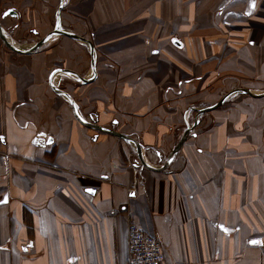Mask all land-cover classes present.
<instances>
[{"label":"crops","instance_id":"0c3cea01","mask_svg":"<svg viewBox=\"0 0 264 264\" xmlns=\"http://www.w3.org/2000/svg\"><path fill=\"white\" fill-rule=\"evenodd\" d=\"M74 2L110 45L107 67L92 44L94 77L89 50L19 54L0 38V264H127L130 222L161 241L162 264H264V0ZM13 3L27 22L40 7ZM55 70L88 81L51 79L149 168L77 120ZM239 89L255 96L197 117Z\"/></svg>","mask_w":264,"mask_h":264},{"label":"rangeland","instance_id":"374dc122","mask_svg":"<svg viewBox=\"0 0 264 264\" xmlns=\"http://www.w3.org/2000/svg\"><path fill=\"white\" fill-rule=\"evenodd\" d=\"M13 1L15 0H10L8 4L0 6V25L10 44L15 45V46L18 45L17 47H19V45H26V48H29L32 45L36 44L38 41H40L42 38H44L47 34L52 32L53 30L62 29V30L68 31L78 36L87 35L88 38L85 37V39L91 42V44L93 45L97 41H99L102 44V46L105 45L106 47L100 46L101 51L104 52V55H102V57L104 59V62H107L108 65L105 63L107 67L112 66L110 45L108 44L106 45L105 41L103 43L102 39L96 40L95 28L92 26V23L88 20V18L82 16L83 14H85L84 8L78 9L76 7L75 2L73 5L70 6L69 4L70 0H39L40 2L39 10L35 9L36 13L34 14L33 20L30 19V21L27 22L28 17H26L23 14V9H21V7L19 8L14 7ZM189 1L191 0H186V2H189ZM108 4L110 6L113 3L111 1V3H108ZM9 9L18 11L17 14L19 17L12 18L10 16H7V17L3 16V13ZM203 10L207 11V7L203 8ZM109 11L110 9L108 10V12ZM37 14L39 16H37ZM204 24L206 25L207 23H204ZM186 26H188V24L185 23L184 27ZM175 40L177 39H172L170 41H167L168 45L171 47H174L173 41ZM162 46H163V43H162ZM70 47L75 50L74 53L78 54V57H79L78 52L80 50L84 51L85 53L88 52L89 50L88 45L80 43V42L78 43L75 41H71L59 35L52 37L43 47H41V49L45 50V49L56 48V49H59V51L61 49L59 53H63L64 49H69ZM158 51L159 50L157 49H153L151 50V54H154ZM89 68L90 67L88 66L87 69ZM89 73H92V71L89 70ZM141 76H142V73L141 75L140 73L139 75L137 73V75H135L136 80H139ZM61 78H63V81L61 82V86L57 87L58 89H61L63 86H65L66 81L64 80H70L68 77H61ZM102 78H106V76ZM108 89H111V88L107 87L105 84L104 92L110 96L111 90H108ZM88 107H90V105ZM193 107H196V106H193ZM89 112H90V108H88L87 114H89ZM94 112H95L94 108L91 109L90 113L92 114ZM194 118H195V112L192 110V112L190 111L189 115L186 118L187 120L186 125L191 126L194 121ZM211 120L212 122H214L213 119ZM135 159L138 162L137 157H135Z\"/></svg>","mask_w":264,"mask_h":264},{"label":"water","instance_id":"95a60500","mask_svg":"<svg viewBox=\"0 0 264 264\" xmlns=\"http://www.w3.org/2000/svg\"><path fill=\"white\" fill-rule=\"evenodd\" d=\"M5 14L10 15V16H12V17H15V16H16V13H15L12 9H9V10L5 11V12L3 13V16H7V15H5ZM56 35H59V36H65V37H68V38H70V39L77 40V41H79V42H82V43L88 45V47H89V53H90V59H91V71H92V74H93V77H94V75H95L94 51H93V47H92L91 42H89L88 40H86V39H84V38H81V37H79V36H77V35H75V34H73V33L68 32V31H65V30H62V29H55V30H53L52 32H50L49 34H47V35H46L44 38H42L40 41H38L36 44L32 45V46L29 47V48L23 49V48L17 47V46H15V45H12V44L9 43V41L7 40L6 35H5V33L3 32L2 27H1V25H0V38H1L2 42H3V44H4L9 50H11V51H13V52H15V53H19V54H31L32 52H34V51L38 50L40 47H42V46H43V45H44V44H45L50 38H52L53 36H56ZM58 73H63V74L71 75V76H73V77L76 78L79 82H81V83H83V84H84V83H87L88 81H87V80H84V79H82V78H80V77L77 76L75 73H73V72H69V71H66V70H55V71L52 73V76H51V78H50V80H49V84H50V87H51V89L53 90V92H55V93L58 94V95H61V96L65 97V98L71 103V106H72L73 112H74V114H75L77 120H78L83 126H85V127H88V128H90V129H93V130H96V131H100V132H103V133H107V134H109V135H112V136H116V137H118V138H121L122 140L130 141V142L134 143L135 146H136L137 152H138V154H139V157H140V156H141V155H140V147H139V144H138L135 140H133V139L127 137V136H124V135H122V134H120V133H118V132H116V131H114V130H112V129H109V128H103V127L98 126V125H96V124H94V123L88 124V123L84 122V121L80 118V116H79L78 113H77V107H76V104H75L74 100H73L68 94H66V93L63 92L62 90L56 88V87L52 84V80H51L52 77H53L55 74H58ZM91 79H93V78H91ZM240 92H244V93H247V94H249V95H251V96H255V95H254L252 92H250L249 90H244V89L233 90V91L229 92L228 94H226V95H225V96H224V97H223L218 103H216L215 105L210 106V107H207V108H203V109L199 110V111L197 112V117H198L199 115L205 113V112H208V111H211V110L217 108L218 106H220V105L223 103V101H224L225 99H227V98H228L229 96H231L232 94L240 93ZM263 95H264V94H263ZM196 122H197V120L195 121V123H194L192 126H187L186 131H185V133L183 134L182 138L180 139V141L177 143V145L174 147V149H173L172 152L170 153V155H169V157H168V161H169V159H171V157H172L173 155H175V154L178 152V150L180 149V147L182 146V144L186 141V139H187V137H188V134H189V131L192 130V128L195 126ZM263 137H264V130H263ZM140 159H141V157H140ZM141 161H142V159H141ZM142 164H143L145 167L149 168L147 165H145V164L143 163V161H142ZM166 165H167V163H166Z\"/></svg>","mask_w":264,"mask_h":264},{"label":"built area","instance_id":"2783aa9c","mask_svg":"<svg viewBox=\"0 0 264 264\" xmlns=\"http://www.w3.org/2000/svg\"><path fill=\"white\" fill-rule=\"evenodd\" d=\"M127 264H162L164 261L162 243L158 238L146 234L135 223L127 226Z\"/></svg>","mask_w":264,"mask_h":264},{"label":"bare ground","instance_id":"6f19581e","mask_svg":"<svg viewBox=\"0 0 264 264\" xmlns=\"http://www.w3.org/2000/svg\"><path fill=\"white\" fill-rule=\"evenodd\" d=\"M19 47L24 49V48H26V45H19Z\"/></svg>","mask_w":264,"mask_h":264},{"label":"snow or ice","instance_id":"6c2138e0","mask_svg":"<svg viewBox=\"0 0 264 264\" xmlns=\"http://www.w3.org/2000/svg\"><path fill=\"white\" fill-rule=\"evenodd\" d=\"M5 15H7V14H5ZM255 243V242H254Z\"/></svg>","mask_w":264,"mask_h":264}]
</instances>
